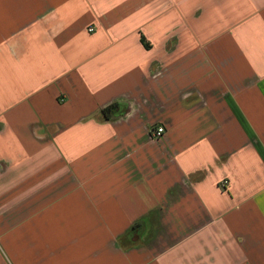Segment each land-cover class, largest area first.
<instances>
[{
    "label": "crops",
    "instance_id": "1",
    "mask_svg": "<svg viewBox=\"0 0 264 264\" xmlns=\"http://www.w3.org/2000/svg\"><path fill=\"white\" fill-rule=\"evenodd\" d=\"M0 264H264V0H0Z\"/></svg>",
    "mask_w": 264,
    "mask_h": 264
},
{
    "label": "trees",
    "instance_id": "2",
    "mask_svg": "<svg viewBox=\"0 0 264 264\" xmlns=\"http://www.w3.org/2000/svg\"><path fill=\"white\" fill-rule=\"evenodd\" d=\"M116 108V105H110L109 107L105 108L103 110V114L104 116L109 119L111 118L112 114H113V110Z\"/></svg>",
    "mask_w": 264,
    "mask_h": 264
},
{
    "label": "built area",
    "instance_id": "3",
    "mask_svg": "<svg viewBox=\"0 0 264 264\" xmlns=\"http://www.w3.org/2000/svg\"><path fill=\"white\" fill-rule=\"evenodd\" d=\"M163 133H164V129L160 127L153 132L152 136L154 139H158L163 135Z\"/></svg>",
    "mask_w": 264,
    "mask_h": 264
}]
</instances>
